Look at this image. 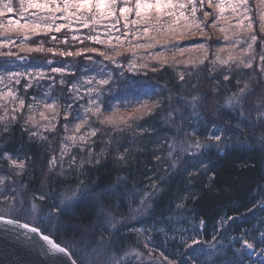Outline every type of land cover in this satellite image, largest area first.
I'll return each instance as SVG.
<instances>
[{
    "label": "trees",
    "instance_id": "1",
    "mask_svg": "<svg viewBox=\"0 0 264 264\" xmlns=\"http://www.w3.org/2000/svg\"><path fill=\"white\" fill-rule=\"evenodd\" d=\"M249 2L252 4L254 0ZM198 15L202 16V13ZM208 23H211V18ZM209 30L212 33V28L206 29ZM254 30L260 35L256 23ZM52 35L57 37L56 41L51 40ZM72 35L73 32L65 28L59 33L32 35L27 41L30 47L40 46L42 42L45 50L53 48L55 53L22 52L19 50V39L15 45L0 49V52L11 51L16 54L10 57L0 56V65L6 66L8 70L20 67L38 68L40 64L48 61L58 64L66 62L75 66L72 74L69 72L65 75L66 81L63 85L60 84L59 78L54 79L55 90L60 92L59 102L62 104L58 129L64 128L63 108L72 94L69 87L86 63H104L106 68L112 71L113 79L108 87L118 85L117 95L135 96L134 100L127 105L121 104L120 108L132 109L138 101L158 102L159 107L142 119L131 122L132 127L122 125L124 130L121 132H113L111 128L99 125L95 122V117H92L93 127L100 128L101 131L91 138L93 142L85 145L83 151L80 147H75L74 152L68 154L62 163L59 160L63 137L61 130L56 129L59 134L57 141L49 133L47 136L43 133L47 137L46 141L40 140L39 137L30 138L29 133L21 127L28 113L25 107L20 119L11 126L10 131L0 135V155L8 152L13 158L26 162L23 175L17 176V169L10 168L7 160H0V176L5 177L4 184L0 185L2 194L39 202L50 210L53 204L60 205L61 200L68 194L69 187L75 188L81 181L89 186L91 193L105 192L106 194L99 198L94 195L79 198L71 203L67 214L59 217L61 227L51 236L70 248H73L74 239H82V243L76 244V247H83V242H90L89 250L99 248L104 251L125 252L134 247L143 248L146 237H151L148 246L175 264H264V255L260 259H254L242 253L244 240L252 243L255 250L264 252V148L255 145V136H259L263 131L258 128L261 124L257 123V113L253 112L250 116L253 121L251 125L226 104L227 99L233 96V93H238V89L244 87L247 82L252 99L260 107H264V76L258 70L260 56L264 55L261 41L257 40L254 51L251 52V57H255L253 68H237L234 64L231 66L229 80L225 81L223 75L227 68L212 71L209 63L214 58L212 53L216 51L217 45L223 43L221 38L207 40V37L200 36L180 41L181 46L186 47L207 41L209 59L203 65L198 64L197 68L171 64L160 68L156 61L141 58L148 56V52L143 50L138 53L137 63L147 62L149 67L130 72L127 71L130 54L117 57L118 62L123 65L119 69L97 53L85 52L81 56L59 55L60 51L75 52L77 49L93 47L101 51L106 50L105 45L87 39H84L83 43L79 40L73 41ZM85 36L87 35L79 37ZM65 38L68 39L67 44L61 42ZM160 50L157 48L150 51ZM88 56L92 59H87ZM251 57L248 54L247 58ZM152 67L160 70L153 72ZM121 72L123 76L120 75ZM179 72L185 73L183 81L179 80ZM237 80L240 81L239 84ZM38 91H41L40 85L22 88L20 93L25 96L26 105L31 103L30 100ZM105 94L108 97V93ZM193 96L202 98L195 104L201 102L203 111L198 109L199 106L198 110L192 108ZM107 97L103 106L106 110L109 109ZM170 111L173 112L172 118L168 117ZM214 112L218 113L219 120L213 118ZM76 114L77 107L72 106L68 117L70 126L77 121ZM238 120H243L248 125L240 136L244 143L231 144L223 152H218L214 147L202 149L195 154L186 152L183 157L179 155L175 169L170 167L173 159L169 158L168 147L185 136V132L189 134L186 138L198 137L206 140L212 125H227L225 130L230 132L234 130ZM29 129L37 131L31 124ZM193 130L196 132L195 137L191 135ZM109 140L110 144L107 142ZM89 148L93 153L91 163L88 162ZM102 149L103 155H100ZM120 154L125 155V161L117 160ZM52 156L57 157V163L49 171V160ZM72 156L76 157V163L70 167ZM97 159L100 160L98 164L95 163ZM81 160L84 161L83 167H79ZM202 163L207 164L206 169L201 167ZM213 173L215 178L211 179ZM153 183H156L159 190L151 198V207H148L144 216L132 218L129 208L139 206L140 194L143 191H151ZM112 186L116 187L115 192L112 191ZM21 191L22 195L19 194ZM40 196L45 199L39 200ZM67 203L65 201V204ZM178 204L182 207H177ZM121 217L128 219L117 223L121 221ZM229 217L233 219H228ZM201 220L204 221L203 225ZM109 221L116 223V228H112ZM44 233L48 234L47 231ZM213 236L216 239L223 238L227 244V247L221 248V255L214 259L209 258L207 249L204 250L207 244L214 241ZM192 238L203 243L188 249L185 243L191 244ZM75 255L77 256L76 252Z\"/></svg>",
    "mask_w": 264,
    "mask_h": 264
},
{
    "label": "snow or ice",
    "instance_id": "2",
    "mask_svg": "<svg viewBox=\"0 0 264 264\" xmlns=\"http://www.w3.org/2000/svg\"><path fill=\"white\" fill-rule=\"evenodd\" d=\"M206 9H211L209 12ZM16 12L18 19H7L6 22L0 20V49L8 48L10 45H15L16 40L19 39V50L22 52H53L56 50L53 48L44 49L42 42L40 46L30 47L27 41L32 35H47L52 32L59 33L62 29L67 28L69 31L75 32L78 29H74L73 25H79L80 27L89 29L90 32H95V35H87L83 38L72 35L73 41L79 40L83 43L84 39L90 40L93 43L105 45L104 51L97 48L77 49L73 51H60L61 56H81L85 52L97 53L103 57L104 60L116 65L119 69L123 67L117 57L130 54V58L127 61V71L136 72L141 68H148L147 62L138 64L137 57L139 50L148 52V56L141 57L145 60L156 61L160 68L165 65L184 64L185 67L192 65L196 67L197 64L203 65L205 61L209 59V45L206 42L196 43L194 46L186 47L181 46L180 41L188 36H200L207 37V40H211L212 37L206 31L207 28L217 29L222 34V44H218L216 51L212 53L213 59L209 61L213 65L212 71L216 70V66H225L227 71L223 75L225 81L229 80L230 73L232 71L231 65L235 64L237 68L243 66V68L252 69L253 59H244V56L254 51V45L257 40L261 41L264 46V0H254V3L250 4L249 0H18V6L14 7L13 0H0V18L5 17L6 13ZM198 13H202L198 15ZM230 13V14H226ZM211 18V23H208ZM64 21L63 23H57V21ZM23 21V22H22ZM254 23L259 28V34L257 35L254 30ZM119 26V27H118ZM100 27L104 28L103 35L105 39H101V34L98 31ZM114 32H120L121 35H113ZM15 34V35H13ZM131 36V39L128 37ZM52 41H56L55 35L51 36ZM115 41V42H113ZM67 44L68 39L65 38L61 41ZM246 44L247 47L236 51L238 46ZM171 46V47H170ZM161 49L160 51H150L155 49ZM107 49H111L108 51ZM201 53L198 60H194L191 57L188 59L177 60L176 55L183 56L184 53H191L197 51ZM171 51L172 57L169 58L165 55L166 52ZM222 53H226L222 56ZM16 55L11 51L0 52V56H13ZM19 58V57H18ZM87 59L91 60L92 57L88 56ZM260 65L258 70L262 76H264V55L260 56ZM51 63V61H49ZM64 67H53L52 72L60 73L63 75L65 72ZM153 72L160 70L157 67H152ZM103 72V69L100 70ZM23 73L10 72L7 76H0V85H4V89H0V135L8 133L11 126L15 124L20 116L23 114L25 107L28 109V115L25 117L21 127L24 131L29 133V137H39L40 140H47V137L43 135L40 129L44 132H51L56 130V123L60 115L58 111V104L54 100L52 103H47L44 100H38L36 97H32V103L26 105L25 99L19 96L18 90L14 85L20 83L19 77ZM123 76V72L120 73ZM191 75V72L188 73ZM39 79H43L44 73L39 72L36 74ZM178 77L180 81L185 78V73L179 72ZM7 79L8 83H5ZM112 73L108 72L106 76L96 80V77H89L83 80V84L92 85L95 81L99 87H89L86 95L90 98L87 102V106L83 107V114L76 117L78 120L72 126L71 135H67L69 132V124L71 121L68 117L72 111V104L64 106V120L63 125L66 135L61 140L59 160L62 163L65 156L71 151V147L77 145L80 146L81 151L84 150V146L93 142L92 137H95L100 128L93 127L91 118L95 117V122L102 126L111 128L113 132H121L124 130L121 126L132 127L134 121L142 119L144 116L153 112V109L159 107L158 102L149 104L148 101L137 102L135 106H132V111L129 113L120 112V105H112L109 109L103 108V101L97 98H91L92 93H101L104 91V86L109 85L112 81ZM65 81L60 80V84L63 85ZM240 81L237 80V84ZM79 81H74L69 87V92L73 93L72 100L75 101L83 99L79 94L80 87L83 86ZM13 85V86H9ZM32 87V84H26L25 89ZM51 87V86H50ZM250 90L249 84L246 82L244 87L238 89V93H233L232 98L227 99V107L230 109L235 108V104L232 102L236 100L239 102L240 97L246 95ZM111 91V89H108ZM215 91V89H213ZM48 93H45L47 96ZM171 99V97H169ZM202 99L199 96L192 97V108L195 110L197 100ZM43 110L39 111V119L36 118V111L41 107ZM107 111V114L105 112ZM50 114V115H49ZM239 116L243 117L244 112L241 108L239 110ZM264 116V112L261 113ZM173 112L168 113V117L172 118ZM181 119L183 117L181 116ZM46 121L47 123H41ZM29 124L33 127H37V131H30ZM262 127H264V120L260 121ZM227 125L221 126L219 124L212 125V128L206 135V141L202 142L198 137L193 140H189L187 148L184 149L188 152L190 149L195 148L197 151L201 149H209L214 147L218 152H223L227 147L234 143H244L240 139V136L244 134V131L248 128V125L243 120H238L234 126V130L226 131ZM85 129L83 133L81 130ZM239 133V135L237 134ZM189 134L185 132V136ZM193 137L196 136L195 130L191 133ZM65 141L71 142V145L65 143ZM260 141L264 143V134L260 136ZM109 144L111 140L107 141ZM2 147V145H0ZM127 151V150H125ZM89 160L91 163V157L93 155L91 148L88 149ZM103 155V149L101 154ZM169 158L173 159L170 167L175 169L177 162L179 161V155H175L173 158L172 145H169ZM159 160L160 158L157 157ZM0 160H7L10 168H15L18 171L15 175H23V171L26 167L25 160L19 158H13L8 152H3L0 155ZM118 161H125V155L120 154L117 157ZM97 159L95 163H99ZM57 163V157L52 156L49 160V171H51ZM76 163V157H71L69 166L71 167ZM84 161L81 160L79 167H83ZM253 167L255 165H252ZM203 168H207V164L201 165ZM193 173H189L192 175ZM215 178V174H212L211 179ZM123 178H118L121 180ZM5 177L0 176V185H3ZM159 189L156 183L151 185V191H143L139 196V206L136 208H129V215L135 218V214L139 213L141 208L147 206L151 207V198ZM15 191V189H13ZM112 191H116V187L112 186ZM67 195L61 200L60 205L53 204L46 215H41L42 209L36 204H32L31 207L25 206L22 201L20 207L16 209L17 215L11 219L5 220V214H0V221H4L8 224L20 223L21 217L27 215L29 217L22 225L24 229H27L30 233L41 234L42 240L50 245L51 250L64 254L68 258L69 264H88L87 261V248L90 242H83L84 247L80 249V256L75 255L73 248L67 245L62 246L60 243H56L51 238L52 231H59L61 227L59 223V217L67 214L71 203L78 200L81 197L94 195L101 197L105 195V192L91 193L89 186L85 185L81 181L75 188L69 187L67 189ZM16 200V196L5 197V200ZM39 200L43 201L44 196H40ZM65 201L68 203L65 204ZM99 202V201H98ZM15 207V205H13ZM182 207V205H177ZM128 219V217H121V221ZM228 219H233L229 217ZM112 228H116V223H111ZM203 225L204 221H200ZM45 231L48 234H43ZM264 235V234H262ZM216 239L215 236L212 238ZM151 237H146L144 247L148 248V241ZM73 246L82 243L81 240H73ZM99 243V242H97ZM203 242L192 238L191 244L185 243V247L191 249L193 245H200ZM244 246L248 249H252L254 245L244 240ZM215 245L211 244L207 252V255L214 256ZM152 251L149 250L148 256L151 258ZM128 255V253H125ZM161 257L164 260H168L167 257ZM118 264V262H116ZM168 264H174L173 261H168Z\"/></svg>",
    "mask_w": 264,
    "mask_h": 264
},
{
    "label": "rangeland",
    "instance_id": "3",
    "mask_svg": "<svg viewBox=\"0 0 264 264\" xmlns=\"http://www.w3.org/2000/svg\"><path fill=\"white\" fill-rule=\"evenodd\" d=\"M13 5H14V7L18 6V0H13ZM226 14H230V13H226ZM9 18L18 19L19 17H18L16 12L6 13L5 17L0 18V20H3L4 22H6V20ZM63 22L64 21H59V20L57 21V23H63ZM73 28L78 29V31L73 32V34L77 35V36L95 35L96 34L95 32H90L89 29L80 27L79 25H76V24L73 25ZM83 31H86L87 33H84ZM98 31L101 34V39H105L106 37L103 35L104 28L100 27L98 29ZM207 32L209 33V35L213 34L212 38L216 37V38L222 39V34L217 29H212L211 30L212 33H210V30ZM13 35H15V34H13ZM113 35H121V33L120 32H114ZM194 37H200V35L197 34L195 36H188L183 40H189V39H192ZM128 39H131V36L128 37ZM240 46H238V47H240V49L247 47L246 44H241ZM240 49L239 50L236 49V51H240ZM140 51H143V50H139V52ZM165 55L167 57L171 58L173 53L170 51V52H166ZM200 55H201V53L199 52V50H197V51H193L191 53L186 52V53H184L183 56L176 55V59L177 60H183V59H188L189 57H191L194 60H198ZM221 55L225 56L226 53H222ZM249 55L251 57V52L249 53ZM247 56H248V54L244 56V59L247 60L248 59ZM176 65H181L182 67L186 68L184 64H176ZM197 65H196V68H197ZM232 65H234V64H232ZM211 66L213 68V65H211ZM53 67H64L66 70L62 75L60 73L52 72ZM189 67L194 68L192 65H189L187 68H189ZM224 67L225 66L217 65L216 69L219 70V69L224 68ZM74 69H76V68L72 64H69L66 62L58 64V63H54L52 61H51V63H49V61H48L47 63H44L42 65L40 64V67H38V68L28 69L27 67H20V68L14 69V70H12V69L8 70V69H6V66L4 67V65L1 64L0 65V76L6 77L7 74L10 72L23 73V75L21 77H19L20 83L14 85V87L18 90L17 94L19 96H22L25 99V101H26L25 96L20 93L22 88L25 89V85L29 84V83H31L32 85H36V86L40 85L41 91H38L36 93V95H34L33 97H36L38 100H44L47 103H52L55 100L59 106L58 107V111L60 113V115L58 117V122H59V120L61 119V110H62L61 106H60L62 104H61V102H59L61 94H60V92L58 93L55 90L56 83H55L54 79H55V77H57V79L59 78V80L63 79L64 81H66L65 75H67V73H69V72H70V74H72L74 72ZM101 69H103V72L100 71ZM39 72H43L45 78L39 79L36 76V74ZM108 72L112 73L111 69H107L106 65L100 61L94 62V63L89 64V65L86 63L84 66H82L80 73L74 77L72 83L74 81H79L81 84H83L84 79L89 78V77H93V76L96 77V80H99L100 78L106 76ZM5 83L6 84L8 83L7 79H5ZM9 86L11 87L13 85H9ZM89 87H99V86L96 85L95 81L93 82L92 85L83 84V86L80 87V89H79V94L83 97V99L77 100V101H75V103H73V100H72L73 93H72L70 95V99L69 98L67 99L68 102H65V104H72V106L77 107L78 114H76V117L80 114H83V107L82 106H84V107L87 106V102H88L90 97L88 95H86V92H87V89ZM118 87H119L118 85H116V86L112 85L110 87H108V85H106V86H104V89H105L104 91H102L99 94H97L95 92L92 93L91 98H97V96H98L99 99L101 101H103V106H104V100L107 97L105 93L107 92L108 93L107 94L108 95L107 100H109L108 101V106H109L108 108H110L112 105H121V104L127 105L128 103H130V101L132 99L134 100L135 96L133 94L117 95L118 90H119ZM0 89H4V85H0ZM108 89H111V91H108ZM45 93H48V95L45 96ZM249 93L250 92L247 91L246 95H244L243 97H240L239 102H237L236 100L232 101L235 104V108H233V110H234V112H236L238 114L239 110H241V108H242L244 115L241 118L247 120L249 123H251V125H253V121L251 120L250 116L253 114V112L255 114L257 113V123L259 124V122L261 120H264V116L261 115V113L264 112V107H260V105L257 102H255V100L252 99V97L250 96L251 94H249ZM230 98H232V96ZM30 102L32 103L33 101L30 100ZM152 103H154V102H149V104H152ZM226 104H227V102H226ZM191 106H192V104H191ZM197 106H199V108ZM105 107H106V105H105ZM197 108L200 111L201 110L203 111V107H202L201 102L196 103L195 109L198 110ZM40 110H43L42 105L35 113L37 119H39L38 113ZM63 110H64V108H63ZM131 111H132V109L120 108V112H122V113H129ZM200 111H198V112H200ZM0 114H2V112H0ZM105 114H107V112H105ZM214 114L215 115H213V118H216L217 120H219L220 118L218 117L219 116L218 113L214 112ZM27 115H28V113H27ZM194 115H196V114H194ZM197 115H198V113H197ZM58 122L54 121V123H56V129H58V124H57ZM77 122H78V120L75 123H77ZM41 123H47V122L41 121ZM72 126L69 125V132L67 133V135L72 134V132H71ZM35 128L37 129V127H35ZM258 128H259V131H263V132L262 133L260 132L259 136H255V142H256L255 145L264 148V143H262L260 141V136L262 134H264V130H263L264 127H262L260 125V126H258ZM58 130H61V129H58ZM40 131H42L46 136L49 133L50 136H52V138L57 141L56 138L59 136V134H57L56 130L51 131V132H44L43 129H40ZM84 131H85V129H82L81 133H83ZM60 134H62L63 137L66 135V133L64 132V128L60 131ZM63 137H62V139H63ZM184 137L185 136H182V138H179V140L177 139L176 142L171 143L172 144V150H173V157H175V155H177V154L182 156V157H183V155H185L186 152L184 151V149L187 148L186 141L187 140H193V139L186 138V137H185L186 139H184ZM199 139L202 142H207L206 140H202L201 138H199ZM65 143L71 145V142H69V141H65ZM75 147H80V146L77 145ZM75 147H71V151L68 154L73 153L74 152L73 149ZM168 149H169V147H168ZM201 150L197 151L195 148H192L188 152L191 154H195V153L200 152ZM19 194L22 195V191ZM5 197L6 196L4 194H2V192L0 191V214H5L6 217L13 218L14 216L17 215L16 209L21 206L20 203H18L17 201H22L25 204V206H27L29 208L31 207V205L33 203L36 204L37 206H39L42 209V211L40 213L41 215H46L47 212L49 211V210H47L48 209L47 207L45 208L39 202L36 203L32 200H27V199L20 197V196L16 197L17 198L16 200H12V199L5 200ZM13 205H15V207H13ZM263 205H264V202H263ZM147 210H148L147 206L141 208L140 212L135 215V218H140V217L144 216L147 213ZM28 219H29V217L27 215H24L23 217H21L20 221L25 222ZM54 232H55V230L52 231L51 234H54ZM231 242H232V240H231ZM211 244L215 245V249H213V251L215 252V255L214 256L208 255L209 258H212V259L219 257L221 255V253H222L221 248L222 247H227V244H225L223 238L219 237V238L215 239L212 243L207 244V247L205 246L204 250L207 249V252H208ZM72 247L74 248V251L76 252L77 256H80V249H82L84 246L80 247V248H78L76 246H72ZM150 249L153 250L151 258H149V256H148V252ZM125 253H128V255H125ZM242 253H244V255H250L254 259H257V258L260 259L264 255V252L262 250L257 251L254 248L248 249L245 246H244V249L242 250ZM242 253H241V251H239V255H241ZM86 256H87L88 264H116V262H118V264H168L169 260L172 261L169 258H168V260H164L161 257V253H159L158 251H155L154 248L151 246H148V248H145L144 246H143V248L142 247L141 248L134 247V248H130L129 250H127L125 252H118V251H114V250L104 251L103 249H99V248L96 250L95 249L89 250V248H88ZM174 264H175V262H174Z\"/></svg>",
    "mask_w": 264,
    "mask_h": 264
},
{
    "label": "water",
    "instance_id": "4",
    "mask_svg": "<svg viewBox=\"0 0 264 264\" xmlns=\"http://www.w3.org/2000/svg\"><path fill=\"white\" fill-rule=\"evenodd\" d=\"M7 219L11 218L5 216ZM23 223L0 221V264H69L64 254L51 250L41 234L30 233L20 226Z\"/></svg>",
    "mask_w": 264,
    "mask_h": 264
}]
</instances>
